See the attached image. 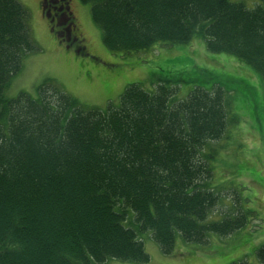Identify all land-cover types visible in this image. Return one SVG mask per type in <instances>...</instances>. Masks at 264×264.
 Here are the masks:
<instances>
[{"label": "trees", "instance_id": "16d2710c", "mask_svg": "<svg viewBox=\"0 0 264 264\" xmlns=\"http://www.w3.org/2000/svg\"><path fill=\"white\" fill-rule=\"evenodd\" d=\"M79 1L90 4L110 52L198 36L208 52L229 54L264 80V0L254 8L231 0ZM28 16L18 0H0V264L147 263L142 232L175 256L177 235L206 244L256 219L237 196L234 210L210 219L218 193L206 149L224 135L230 112L221 85H195L177 99L180 81L151 91L129 83L105 110L49 78L36 98L5 97L24 56L40 49ZM255 249L264 264V245Z\"/></svg>", "mask_w": 264, "mask_h": 264}, {"label": "rangeland", "instance_id": "374dc122", "mask_svg": "<svg viewBox=\"0 0 264 264\" xmlns=\"http://www.w3.org/2000/svg\"><path fill=\"white\" fill-rule=\"evenodd\" d=\"M52 1L54 6L56 0ZM231 1L247 8L260 4L259 0ZM18 2L28 11L29 32L40 49L24 56L19 73L4 91L5 97L26 92L36 98V87L49 78L80 103L100 110L117 106L129 83H139L151 91L163 80L180 81L177 99H183L195 85L210 90L219 84L230 100L224 135L206 149L212 156L211 186L218 193L210 219L219 220L234 210L235 196L240 208L254 212L256 219L229 236L210 235L206 244L189 245L177 235L175 256L163 254L151 232L145 231L140 239L149 262L107 258L100 264H231L240 259L260 264L255 253V248L264 245V80L260 74L229 54L208 52L198 36L187 44L157 43L138 52H110L92 20L90 4L79 0L66 1L77 27V40L68 44L52 34L42 14V0ZM82 47L86 54H81ZM185 247L186 254L180 250Z\"/></svg>", "mask_w": 264, "mask_h": 264}, {"label": "flooded vegetation", "instance_id": "af4514ba", "mask_svg": "<svg viewBox=\"0 0 264 264\" xmlns=\"http://www.w3.org/2000/svg\"><path fill=\"white\" fill-rule=\"evenodd\" d=\"M66 1L56 0L54 6L53 1L44 3V11L42 13L43 17L47 19L52 34L56 37H63L61 40L71 44L77 40L74 33L77 27L70 6ZM64 4H66V7H64Z\"/></svg>", "mask_w": 264, "mask_h": 264}, {"label": "crops", "instance_id": "0c3cea01", "mask_svg": "<svg viewBox=\"0 0 264 264\" xmlns=\"http://www.w3.org/2000/svg\"><path fill=\"white\" fill-rule=\"evenodd\" d=\"M256 245L254 244V247H255Z\"/></svg>", "mask_w": 264, "mask_h": 264}]
</instances>
